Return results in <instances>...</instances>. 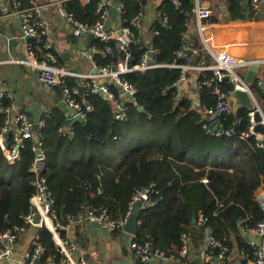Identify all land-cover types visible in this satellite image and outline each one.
Here are the masks:
<instances>
[{
  "label": "trees",
  "instance_id": "trees-1",
  "mask_svg": "<svg viewBox=\"0 0 264 264\" xmlns=\"http://www.w3.org/2000/svg\"><path fill=\"white\" fill-rule=\"evenodd\" d=\"M119 1L124 11L120 26L139 38L140 33L132 27L131 20L144 8L147 0ZM228 1L230 19L243 18L240 13L242 0ZM180 2L184 10H191L192 0ZM67 10L88 24L99 19L96 0L87 3L68 0ZM165 17L168 23L163 24ZM186 20L170 0H163L156 20L145 30L141 43L128 46L132 53L130 67L139 65L149 49L155 51L157 63L164 66L123 76L136 88V105L126 104L131 110L127 122H115L113 104L100 93L77 95L83 108L90 106L91 109L87 110L86 121L73 123V137L60 134V130L65 129V112L55 108L47 117L46 114L43 116L46 126L42 134L47 155L43 176L55 197V223L66 226L67 215L74 216L89 208L107 209L112 217L125 218L133 194L141 187L155 184L158 193L153 197L154 204L139 215L136 240L150 241L153 248L177 254L184 236L187 238L194 232L204 237L206 228L210 227L216 239L229 250H233L229 241L233 236L240 251L250 260L255 248L242 235V229L251 234L249 231L264 222V211L253 199L259 189H264V150L258 148L260 139L257 135L243 136L250 124L247 110L236 113L243 121L235 125L238 130L230 136L216 137L202 128V106L210 107L217 101L211 88L198 90L193 84L194 93L185 89L184 95L176 98L173 84L181 71L167 66L185 62L176 58L175 52L188 32ZM187 42L195 52L193 64L212 62L196 35L188 33ZM109 45L111 53L105 52L106 43L95 40L93 61L98 69L110 68L126 55L119 50L117 40H112ZM211 75L210 72L189 73L195 83ZM66 82L80 88L79 80L75 83L66 79ZM222 87L225 91L232 90L227 83ZM111 89L119 98V89L115 85ZM258 101L264 112V90H258ZM11 104V100L4 99L3 106ZM4 119L5 114H1L0 128ZM233 121L234 118L228 116L224 124L235 128L231 125ZM15 133L11 130L6 134L10 148L16 143ZM123 135L135 136L138 146L124 152L117 163ZM36 142L35 136L24 140L20 158L15 163H10L0 149V233L25 226L23 216L29 213L35 193L36 175L32 167ZM98 188L102 189V194L90 197V190ZM201 217L204 222L200 221ZM78 228L79 225H75L73 231ZM59 232L62 237L66 236L65 229ZM40 235V243L45 249L40 260L60 259L62 253L51 231L43 227ZM219 253L220 250H216L214 256Z\"/></svg>",
  "mask_w": 264,
  "mask_h": 264
},
{
  "label": "built area",
  "instance_id": "built-area-1",
  "mask_svg": "<svg viewBox=\"0 0 264 264\" xmlns=\"http://www.w3.org/2000/svg\"><path fill=\"white\" fill-rule=\"evenodd\" d=\"M10 4L11 11L20 20L21 29L23 35L28 37L27 43V59L17 60V63L24 64L37 71L39 82L50 88L62 86L64 91V103L67 109L71 110L72 123L76 116L81 117V121L87 120V110H90V106L83 108L82 104L77 100L79 94V88L76 86H69L66 79H70L77 83V80L85 81L83 87H85V93L97 94L100 93L110 101L114 106V119L117 124H123L128 121L130 117V108L117 98L116 94L112 91L111 86L115 85L120 92H123L128 102L136 105L135 95L136 88L133 84L123 78L124 75L134 71H147L157 67H162L157 63L155 57V51L149 49L141 60L139 65L130 67L129 61L132 59V53L129 52L128 46L131 43H141V37L145 33L144 25V9L131 20L132 27L137 30L139 38H136L128 28H122L120 26L122 15L124 14L123 6L117 4L116 0H96L97 1V14L99 19L94 24H88L77 19L72 13L67 10V0H62L59 3L60 15L69 23L72 27L73 34L76 37L83 35H93L94 38L101 42L106 43L105 52L111 53L112 48L109 43L112 40H117L119 50L124 54V59L114 64L110 68L99 69L98 73L89 74H77L71 72L60 65L59 57L53 50L52 40L46 30V23L44 20L43 7L36 5L33 0H7ZM83 2H90L92 0H81ZM174 6L180 10V12L187 18L186 27L188 32L184 36V42L180 48L175 52L176 58H182L185 60L183 64L174 62L167 67L176 68L181 71L180 77L173 84L176 89V98L179 99L184 95L185 84L188 80L189 73L200 74L210 72L212 75L206 77L202 81L194 82L198 90L208 87L212 89V93L216 96V103L213 106H202L203 124L202 128L208 133L216 136H230L235 131V128L231 126L228 128L224 122L228 116H232L234 121L231 125H239L242 123V118L236 115L234 110V98L232 94L234 91L239 90L247 93L253 104L254 110H247L249 119V127L244 137L250 135H257L255 127L257 122L255 121V113L259 112L262 116L261 123L264 124V112L258 101V90H264V57L250 59L244 57L242 54L241 42L243 36H238L233 33V30L226 33V40L231 39L227 46H222L219 50H215V45L218 42V37H215V33L211 30L216 26V22H213V17L220 10V5L217 6L215 2H207V0H194V4L190 11L183 9V4L180 0H170ZM3 1L0 0V4ZM242 8L240 10L241 16L248 18L254 17L255 19L264 18V0H244L241 1ZM224 7H222V14L227 18L231 16V6L228 0H224ZM112 7H116L119 10V30L122 34L115 37L109 30L108 23L111 19ZM168 23L167 17L163 19V24ZM233 25V24H231ZM236 31L243 32L245 29H237ZM188 33L196 35L202 43L204 49L209 53L212 58V62L206 65L193 64L195 52L190 49L187 38ZM96 50V49H95ZM192 50L193 53L189 54L188 51ZM94 51V50H93ZM152 52L153 56L150 58L149 53ZM83 55L90 56V53L86 50L82 51ZM151 59V61H150ZM253 65H257L263 68V72L255 78L253 84H249L246 81V77H242L239 73V69L243 68L246 72H249ZM96 68V67H95ZM259 69V70H260ZM259 72V71H258ZM227 83L232 87V90L225 91L223 84ZM4 99L11 100V96L0 89V115L5 114L4 124L0 128V149L5 152L6 157L10 163H15L20 158V149L23 146V142L26 139H30L33 136L36 137V146L34 151L36 157L33 163L32 172L36 175L34 182L35 193L31 198V208L28 214L23 216L25 226L15 227L13 230L0 233V264H12L11 259L15 252L22 233H25L28 228L37 227L39 229L38 234L33 238L29 250L25 253L23 259L19 264H86V261L82 257H76L77 246L73 241L72 233L75 224H98L100 228L110 233H124V227L130 217L134 207L141 203V211L148 209L154 204L153 197L158 193L157 186L151 184L149 186L139 188L132 196L129 204V213L125 218L112 217L107 209L98 210L95 208H89L86 211L79 212L78 214L71 216L67 215L66 226H61L59 223H55L57 220V214L54 209L55 197L51 189L49 188L47 179L43 176V172L47 163V155L44 147V137L42 129L46 126L45 119H40L38 122H34L26 111H16L11 104L7 107L3 106ZM199 106L201 104L197 103ZM140 108V107H139ZM49 115L46 114L47 117ZM216 123L219 125L217 131L211 129V125ZM37 129L35 131V126ZM71 126V125H70ZM64 128L60 130L62 136L69 135L74 136L73 127ZM14 130V140L16 143L10 148L8 146V139L6 134ZM264 137V136H262ZM259 138V137H258ZM260 139V138H259ZM262 141V142H261ZM258 148L264 150V138L260 139ZM102 189L98 188L90 190V197L102 194ZM256 201L264 211V189H259L256 196ZM88 208V207H87ZM40 216V222H36V217ZM201 222H204L203 217L200 218ZM140 223V222H139ZM48 228L52 235L53 240L61 250L62 256L60 259L56 257H50L45 262L40 259L45 253V249L41 245V228ZM60 229L66 230V236L62 237ZM248 232V230H247ZM255 237H259L261 245L258 247L255 241L251 242V245L255 248L253 258L250 260V264H264V222L259 223L254 229L249 231ZM207 245L209 247L207 251L208 262L207 264H215V259L220 260V264H235V259L232 256V250L225 247L214 235L213 229L206 228ZM183 244L177 254H168L167 252L153 248L150 241L139 242L136 240V236L128 237V246L130 254V264H187L189 257V248L186 236L183 238ZM216 250H220L218 256H214Z\"/></svg>",
  "mask_w": 264,
  "mask_h": 264
},
{
  "label": "crops",
  "instance_id": "crops-1",
  "mask_svg": "<svg viewBox=\"0 0 264 264\" xmlns=\"http://www.w3.org/2000/svg\"><path fill=\"white\" fill-rule=\"evenodd\" d=\"M61 1L62 0H33L36 5L43 7L46 30L52 40L53 50L60 58V65L77 74L93 73L96 65L93 61L94 53L92 52L96 49V47H94L96 38L90 40L88 35L76 37L73 34L72 27L60 15L59 3ZM162 1L163 0H147V4L143 8L145 12L144 25L146 31L156 20L157 11ZM207 2H215L217 3L216 5H220V10L217 11L213 17V22L217 24L211 28L215 33V37L219 36L218 42H216L217 44L214 46L216 51L222 46H227L229 42H232L231 39L226 40V33L233 30L235 35L243 36L241 48L244 57L250 59L264 57V18L258 20L254 17L252 19H250V17L249 19L243 17L231 20L230 17L227 18L222 14L221 8L224 7V0H207ZM82 3L86 2L82 1ZM192 3L194 4V0H192ZM117 4H120V1ZM0 5L2 7V14L0 15V89L11 96L12 105L16 111H26L34 122H38L45 114L50 113L55 108L65 112L67 117L66 120H72L71 110L67 109L64 103L63 87L59 86L50 89L42 85L38 80L36 70L16 62L17 60H21V54L27 55L28 39L23 35L20 20L12 13L8 1L3 0ZM109 28V30L115 34V37L118 38L119 28L116 27L115 21H113ZM241 28L245 29V31H236ZM11 36L16 37L17 42L10 50L7 44V38ZM18 44L22 45L20 51L17 49ZM84 50L88 51L90 56L83 55L82 51ZM261 73L262 69L259 70L258 75ZM247 74L248 72H246L245 77ZM84 83L85 81H80V88ZM193 84L194 80L188 77L185 89L187 91L192 90L194 93ZM119 99L125 104L128 102V98L123 92H121ZM198 102L199 101H196V103ZM74 122L79 121H75L74 119L73 123ZM262 136L264 135L258 137L263 139L264 137ZM134 137L133 135H123V139L120 142L122 146L120 154L116 156L117 163L123 158L124 152L138 146V141ZM258 192L259 190L254 194V200H256ZM75 225H79V228L72 233L73 241L77 246V251L75 253L76 257H82L86 261V264H130L127 240L128 234L125 232L110 233L100 227L94 228L87 223ZM38 232L39 229L37 227H31L28 228L25 233H22L21 239L15 247V252L11 259L12 264L20 263ZM242 235L248 240L247 242L250 243L253 241V238H255L252 233H244L243 229ZM186 240L189 248L187 264H207L208 255L204 252V246L207 244V234L204 233V237H199L196 233L191 232ZM229 241L233 245L231 254L235 259V264H243L244 261H246V264H250L251 259L249 260L247 256L240 251L236 239L232 236ZM214 262L216 264V261ZM169 264L178 263L172 262ZM217 264H220V262Z\"/></svg>",
  "mask_w": 264,
  "mask_h": 264
},
{
  "label": "water",
  "instance_id": "water-1",
  "mask_svg": "<svg viewBox=\"0 0 264 264\" xmlns=\"http://www.w3.org/2000/svg\"><path fill=\"white\" fill-rule=\"evenodd\" d=\"M116 1H119V0H116ZM244 1L246 2L247 0H244ZM110 11H111V19H110V21L108 23V26L110 27L112 25L113 21H115L116 27H119V10L116 7H112L110 9ZM118 34L121 35L122 34V31L119 30L118 31ZM89 37H90L89 38L90 40H93L94 39V36L93 35H90ZM26 38L29 40L28 37H26ZM16 42H17L16 37L11 36V37H8L7 38V44L9 46V49L10 50L16 44ZM21 47H22V45L21 44H18L17 49L20 51V48ZM188 53L189 54H192L193 51L190 50V51H188ZM66 54H69V53H66ZM149 56H150V58H152V56H153L152 52L149 53ZM21 59L22 60H26L27 59L26 55L25 54H21ZM150 61H151V59H150ZM259 69H260V67L257 66V65H253L251 67V69L249 70V72H248V74H247V76L245 78L246 81L249 84H253V82L255 81V78L257 76V73H258ZM98 72H99V69L97 67L94 68V73H98ZM80 93H81V95H84V93H85V87L82 86L80 88ZM232 97L234 98V110H235L236 113H238L240 110H254V104H253L250 96L247 93L242 92V91H239V90H236V91L233 92ZM139 110L141 111V108H139ZM261 120H262L261 114L259 112H256L255 113V121L257 122V125L255 127V132L257 134L264 135V124L261 123ZM75 121H79L80 122L81 121V117L80 116H76L75 117ZM71 124H72V120L71 119L66 120L65 126L67 128ZM218 128H219V125L216 124V123H213L211 125V129L214 130V131H217ZM36 129H37V125L35 126V131H36ZM237 130H238V127L235 126V131H237ZM140 207H141V203H138L134 207V209L132 210V213H131L130 217L128 218V221H127V223H126V225L124 227V232L126 234H128V235L137 236L138 233H139V226H140V223H139V215L141 213ZM193 221L195 222L196 220L194 219ZM36 222L37 223L40 222V216L39 215L36 217ZM90 225H92L94 228H99L100 227L96 223L95 224H90ZM244 233H247L248 234L247 231H244ZM207 237H210V236L208 235ZM253 241H255L256 246L259 247L261 245V241H260L259 237L253 238ZM208 249H209V247L206 244L204 246V252H205V254L207 253ZM215 260H216V264L220 262L219 259H215Z\"/></svg>",
  "mask_w": 264,
  "mask_h": 264
},
{
  "label": "rangeland",
  "instance_id": "rangeland-1",
  "mask_svg": "<svg viewBox=\"0 0 264 264\" xmlns=\"http://www.w3.org/2000/svg\"><path fill=\"white\" fill-rule=\"evenodd\" d=\"M217 4V3H216ZM218 6V5H217ZM264 16V15H263ZM253 17H250V19H252ZM223 21H225V20H223ZM223 21H221V22H223ZM262 69V72H263V68H261ZM239 73H240V75L242 76V77H245V75H246V71L243 69V68H240L239 70Z\"/></svg>",
  "mask_w": 264,
  "mask_h": 264
},
{
  "label": "bare ground",
  "instance_id": "bare-ground-1",
  "mask_svg": "<svg viewBox=\"0 0 264 264\" xmlns=\"http://www.w3.org/2000/svg\"><path fill=\"white\" fill-rule=\"evenodd\" d=\"M89 36V35H88ZM121 233V232H120ZM128 237H131V235H128Z\"/></svg>",
  "mask_w": 264,
  "mask_h": 264
}]
</instances>
